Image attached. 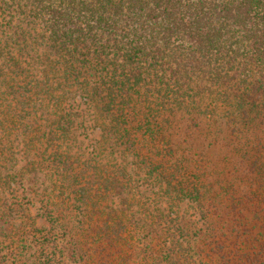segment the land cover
Masks as SVG:
<instances>
[{
    "label": "trees",
    "instance_id": "trees-1",
    "mask_svg": "<svg viewBox=\"0 0 264 264\" xmlns=\"http://www.w3.org/2000/svg\"><path fill=\"white\" fill-rule=\"evenodd\" d=\"M0 117V264H116L132 165L218 207L260 171L264 0H0Z\"/></svg>",
    "mask_w": 264,
    "mask_h": 264
},
{
    "label": "rangeland",
    "instance_id": "rangeland-1",
    "mask_svg": "<svg viewBox=\"0 0 264 264\" xmlns=\"http://www.w3.org/2000/svg\"><path fill=\"white\" fill-rule=\"evenodd\" d=\"M248 135L253 138L242 135L243 143H246L245 139L264 138V131L259 129L253 135ZM193 139L199 141L198 133ZM0 142L10 145L7 138ZM201 145L206 144L199 143L196 146ZM242 150L248 156L253 153L247 147ZM262 156L260 171L253 175L236 173L241 167L233 165L231 159L229 165H224L227 169L232 167L235 173L224 180L228 190L222 193L223 206L220 207L212 204L219 192L203 193L206 198L201 205L187 201L181 203L174 196H162L166 190L160 180L138 181V176L134 174L136 165L132 163L141 160H128L126 164L129 168L132 165L134 176L127 184L128 188H133L131 203L126 208L127 214L134 217V226L127 225L123 235L127 242L118 243L114 249L107 248V252L115 254L116 249L120 250L122 262L131 255L136 264H264V151ZM119 160H114L110 168L113 176L124 164ZM202 165L193 164V172L200 173ZM115 177L122 179L120 175ZM37 208L31 210L32 217L40 215L41 211ZM138 221L141 226H148L138 227ZM43 226V222L38 220V227ZM3 230L5 235L15 231L12 228ZM16 239H5L8 242L4 245L6 251L12 252L16 248L18 244L10 241ZM120 260L116 259L115 263L122 264Z\"/></svg>",
    "mask_w": 264,
    "mask_h": 264
}]
</instances>
